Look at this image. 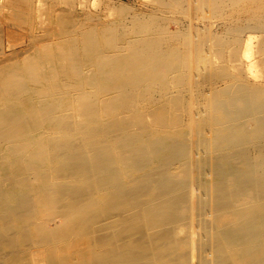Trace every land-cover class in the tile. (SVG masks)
<instances>
[{"label":"bare ground","instance_id":"obj_1","mask_svg":"<svg viewBox=\"0 0 264 264\" xmlns=\"http://www.w3.org/2000/svg\"><path fill=\"white\" fill-rule=\"evenodd\" d=\"M30 2L0 0V264H264V89L241 76L264 60L224 54L223 35L184 53L152 11L90 28L49 10L54 33L6 55L3 24L32 23ZM197 64L234 80L203 119L170 93Z\"/></svg>","mask_w":264,"mask_h":264},{"label":"rangeland","instance_id":"obj_2","mask_svg":"<svg viewBox=\"0 0 264 264\" xmlns=\"http://www.w3.org/2000/svg\"><path fill=\"white\" fill-rule=\"evenodd\" d=\"M11 1L12 0H4V3L8 5ZM38 1H40V4L42 3L41 10L34 13V21L32 23L23 22L22 24H15L12 19H8L3 24L4 28H2V30L5 33L2 41V50L6 55H10L13 52L20 53L21 55L27 54V50H29L33 39L46 38L48 36L47 34L50 35L51 33H54L58 28V23L49 20V10H52L54 14L58 15H72V17L75 15L79 21L86 22L90 28L100 26L107 22H118L120 20H126L129 22L134 16L148 14V12L150 13L152 11L153 14L159 18L158 23L160 26H164V28L166 27V29L171 32L177 34L182 32L187 35L184 39H174V42L182 47L184 53H190L186 46L191 41H197V44L200 45L199 43H203V40L206 39V37L216 38L223 35V37L227 39L225 43L229 46V48L227 47L224 51V54L233 55L235 52L234 49H236L235 53L238 55V58H240V63L241 61L247 63L253 58H256V60H264V8L258 7L257 9L256 4H250L248 1H242L239 6L236 7L225 5L221 11H214L211 9L205 10L200 8V6L198 8L199 4L194 6V4L188 0H184L179 5L172 0H164V5L157 2V0ZM31 2L35 4L36 0H31ZM158 5L160 6L159 8L157 7ZM121 6L126 7L124 8V15L121 14L122 12L120 13L118 11L121 9ZM259 9L263 11H260ZM50 22L52 24H50ZM255 23L257 25L260 24L257 26ZM249 43L251 44L250 48L246 47ZM213 45L214 43L210 41H208V46L205 45L202 47L201 45L200 50L201 48L203 49V57H206L207 55L208 57L214 56ZM206 47H208V49H206L204 54ZM248 49L250 52H247ZM212 60L215 65L219 64V61L216 58ZM239 62L237 61L236 63ZM216 69L217 68L197 64V68L194 72L195 74L192 75L193 83L188 84L187 87L181 91L174 88L170 92L188 101V104L191 106L190 110H192L193 114H197L200 119H203L208 113H210L209 111H206L204 107L209 94H213L214 91L224 92L230 88V85L234 82L231 78L224 79L218 76L211 77L213 75V70ZM231 70H234L233 65ZM254 71L255 73H251L248 72L247 69H245V71L242 70L241 76L243 82L255 85L256 87L261 86L264 89V66L260 67L256 65V69H253V72ZM210 78L212 79L210 80ZM198 96L200 97V102L196 106L195 101ZM57 225H63L62 219L59 218L56 222H49L47 228L54 229ZM118 230L119 225H116L112 229L107 230V232L117 233ZM156 233H160V230L156 231ZM136 236L137 235H133L132 238H136ZM144 243L147 245L148 241H144ZM40 264L43 263L40 262Z\"/></svg>","mask_w":264,"mask_h":264}]
</instances>
